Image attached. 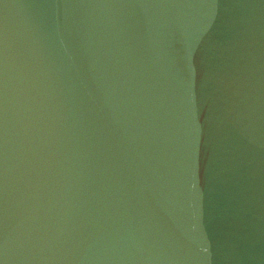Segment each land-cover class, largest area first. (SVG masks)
Segmentation results:
<instances>
[{"label": "water", "instance_id": "water-1", "mask_svg": "<svg viewBox=\"0 0 264 264\" xmlns=\"http://www.w3.org/2000/svg\"><path fill=\"white\" fill-rule=\"evenodd\" d=\"M0 264H264V0H0Z\"/></svg>", "mask_w": 264, "mask_h": 264}]
</instances>
